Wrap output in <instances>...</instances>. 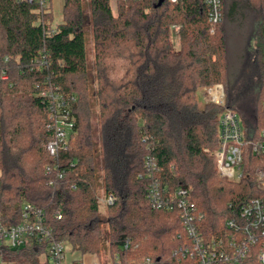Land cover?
I'll return each mask as SVG.
<instances>
[{
	"label": "trees",
	"instance_id": "trees-1",
	"mask_svg": "<svg viewBox=\"0 0 264 264\" xmlns=\"http://www.w3.org/2000/svg\"><path fill=\"white\" fill-rule=\"evenodd\" d=\"M223 7V22L211 34L201 0H118L117 13L111 0H90L88 17L83 0H65L56 25L51 7L0 0L2 222L20 224L23 205L32 204L44 211L53 239L71 252L106 251L122 264L144 258L185 264L173 254L189 242L186 226L177 210L151 207L153 183L191 190L206 238L225 234L228 219L251 199L263 198L254 174L261 160L252 154L246 155L242 181L218 177L214 153L223 108L199 98L203 88L222 84L226 107L233 109L247 95L254 106L251 129L264 127V47L253 43L264 40V0H223ZM177 27L179 48L173 43ZM233 36L247 41L235 70ZM43 56L48 66L33 67ZM90 83L96 86V123ZM49 86L77 97L74 132L57 162L46 150L53 135L48 102L40 95ZM148 157L158 168L151 179L144 177ZM48 165L58 169L47 173ZM99 187L115 197L104 217ZM126 243L133 252L123 248ZM45 255L46 245L37 243L0 250L1 260L13 264H47ZM241 264H257L255 253Z\"/></svg>",
	"mask_w": 264,
	"mask_h": 264
},
{
	"label": "built area",
	"instance_id": "built-area-1",
	"mask_svg": "<svg viewBox=\"0 0 264 264\" xmlns=\"http://www.w3.org/2000/svg\"><path fill=\"white\" fill-rule=\"evenodd\" d=\"M36 3L41 9H49L52 0H24ZM177 3L178 0H170ZM207 8L208 21L211 25V34L223 22V0H201ZM178 30V27L176 28ZM36 69L48 66L47 59L33 60L31 63ZM6 72L2 79H7ZM48 102L50 122L48 129L53 138L47 143L46 150L49 155L58 161L60 153L67 149L70 136L74 132L75 118L73 106L77 97L70 91H60L52 86L40 93ZM225 88L222 84L203 88L202 99L223 108L219 121V144L214 155L217 171L222 179L238 183L242 181L245 172L246 155L252 154L260 158V165L254 174L257 187L264 192V127L259 130H248L243 126L241 117L225 104ZM264 112V101H263ZM146 178H153L158 170L155 161L148 157L145 161ZM57 166L48 165L47 173L55 171ZM62 177V175H59ZM142 177V176H141ZM148 201L155 210H177L186 226L189 242L174 252L173 256L185 264H241L253 253L257 264H264V197L253 198L241 207L238 217L230 218L225 223V234L206 238L200 229L203 215L198 212L191 200V190L180 184L174 191L163 189L158 182L151 185ZM98 204L105 207L115 202L112 194H105L103 198L97 197ZM61 220L62 214L56 213ZM53 230L46 221L43 210L32 204L22 207V222L18 225L7 226L0 217V250L7 248L18 250L30 243L46 245L45 260L47 264H122L119 255H108L103 260L98 255L71 252L66 242H57L53 239ZM133 252L129 243L123 247ZM89 257V261L87 260ZM2 264H13L2 261ZM127 264H157L155 261L144 258L141 261Z\"/></svg>",
	"mask_w": 264,
	"mask_h": 264
},
{
	"label": "rangeland",
	"instance_id": "rangeland-1",
	"mask_svg": "<svg viewBox=\"0 0 264 264\" xmlns=\"http://www.w3.org/2000/svg\"><path fill=\"white\" fill-rule=\"evenodd\" d=\"M64 1L65 0H52L51 1V9L53 12V16H54V24H60L63 20V8H64ZM118 2V0H117ZM117 2L116 5L114 4V13H117ZM83 7L85 9V13L87 15V17L90 14V0H83ZM246 25L250 26V23L248 22ZM245 28H247V26H245ZM248 29V28H247ZM245 35V34H244ZM246 37L243 36L242 39H240L239 41L236 40V38L231 37L229 39V55H230V59H232V69L235 70L237 68L238 63L240 62L239 57L243 54L245 47L246 46ZM173 43L175 44L176 48H179V36H178V32L176 30V28L174 29V34H173ZM254 45L258 44V45H263L264 47V40L263 39H255L253 40ZM87 57H88V61H89V65H90V70L92 71V73L94 74L93 71V65H94V41H93V37L92 34L90 32V30H88L87 32ZM237 64V65H236ZM91 85V94H90V102L92 104V111H93V122L96 123L97 117H98V106L96 104V95H95V91H96V86L94 83H90ZM202 95H203V89L200 91L199 94V98L200 101L202 102ZM233 109L234 111L241 117L242 122H243V126H247V128H250V130H252L251 128H253V126L255 125V118H254V106L249 102V97L246 95L244 96V98L240 101H238L237 103L233 104ZM218 173V171H217ZM218 177L221 180H224L226 182H230L226 179H222L219 174ZM103 196H105L104 190L102 187H99L98 189V197L99 198H103ZM100 215L101 216H106V207L103 204H100ZM67 249L69 250L68 254H69V258H71V253H70V246L67 245ZM109 253L108 252H102L100 255H98L99 257H101L103 260H108V256ZM0 264H2V260L0 258Z\"/></svg>",
	"mask_w": 264,
	"mask_h": 264
},
{
	"label": "crops",
	"instance_id": "crops-1",
	"mask_svg": "<svg viewBox=\"0 0 264 264\" xmlns=\"http://www.w3.org/2000/svg\"><path fill=\"white\" fill-rule=\"evenodd\" d=\"M116 2H117V0H111V6H112V9H113V11H114V9H115V7H114V4L116 5ZM88 261L90 260L89 259V257H88V259H87Z\"/></svg>",
	"mask_w": 264,
	"mask_h": 264
}]
</instances>
